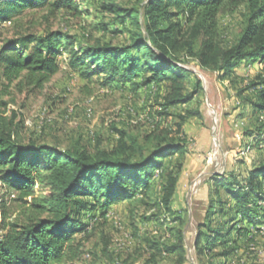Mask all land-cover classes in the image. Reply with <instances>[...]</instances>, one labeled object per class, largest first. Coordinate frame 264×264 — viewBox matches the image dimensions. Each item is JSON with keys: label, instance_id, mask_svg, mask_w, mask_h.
I'll list each match as a JSON object with an SVG mask.
<instances>
[{"label": "trees", "instance_id": "trees-1", "mask_svg": "<svg viewBox=\"0 0 264 264\" xmlns=\"http://www.w3.org/2000/svg\"><path fill=\"white\" fill-rule=\"evenodd\" d=\"M42 1L0 0V23ZM53 6L81 13L77 0H55ZM240 7L239 31L224 46L218 16ZM102 10L113 13L121 25L129 22L125 43L96 40L84 45L61 30L43 35L18 30L0 44L6 82L0 91V182L16 193L20 212L17 220H7L1 227L0 264H79L74 261L80 258L82 244L75 235L88 233L86 218L95 213L104 218L114 204L142 199L155 179L162 191L158 203L169 210L178 176L164 172L162 164L187 153L186 141L168 133L152 132L140 141L122 129H116L117 139L109 148L100 142L93 149L23 143L15 113L6 114L9 102L3 96L9 85L16 82L19 91L41 89L59 71L58 56L66 53L71 69L86 79L103 75L106 86L164 84L162 105L175 107L189 104L203 91L201 79L181 63V56L194 59L199 68L215 72L221 80L242 63L264 68V0H139L130 6L108 1ZM249 87L254 90L253 109L264 113V73ZM199 116V107L177 114L182 122ZM246 135L264 143L262 129ZM211 180L208 206L193 243L200 261L207 255L226 260L239 239L264 225V159L244 173L224 171ZM148 244L181 259L186 252L181 233L174 243ZM215 247L220 251L213 252Z\"/></svg>", "mask_w": 264, "mask_h": 264}, {"label": "rangeland", "instance_id": "rangeland-1", "mask_svg": "<svg viewBox=\"0 0 264 264\" xmlns=\"http://www.w3.org/2000/svg\"><path fill=\"white\" fill-rule=\"evenodd\" d=\"M55 0L26 7L9 22L0 23V44L16 31L43 35L47 30H61L74 36L77 43L96 40L122 44L130 27L117 21L114 14L102 10L113 1L130 6L139 0H77L81 13L57 9ZM242 8L218 16L219 39L230 45L239 31ZM101 24H104L103 26ZM97 26V28H96ZM105 28V29H104ZM67 54L58 56L59 71L41 89L19 91L16 82L7 87V115L15 113L21 142L33 141L57 148L73 144L93 149L97 142L109 148L117 139V130H125L142 141L152 132L168 133L170 138L186 141L187 153L163 161L164 172H174L178 184L166 210L158 203L162 191L157 179L142 199L114 204L102 218L87 217V234L81 241L79 264H264V225L238 240L235 252L223 259L207 255L198 260L193 247L197 226L204 218L209 200L211 176L224 171L236 174L264 159V143L248 137V131L262 129L264 113L250 103L254 90L249 84L264 68L258 63H242L234 74L221 80L215 72L198 67L192 58L181 56V63L202 81L203 91L187 105L163 106L165 85L135 88L131 84L106 86L103 75L82 77L68 66ZM6 82L1 75L0 91ZM200 108L201 116L182 122L177 114L185 108ZM20 122V123H19ZM158 175L156 174V178ZM16 193L0 182V236L7 220H17L19 204ZM218 218V217H217ZM178 233L186 252L159 253L148 241L174 243ZM235 238V235H233ZM220 251L215 247L213 252Z\"/></svg>", "mask_w": 264, "mask_h": 264}]
</instances>
